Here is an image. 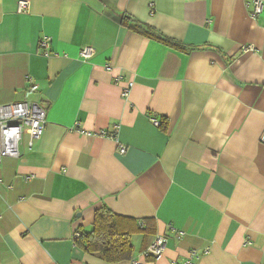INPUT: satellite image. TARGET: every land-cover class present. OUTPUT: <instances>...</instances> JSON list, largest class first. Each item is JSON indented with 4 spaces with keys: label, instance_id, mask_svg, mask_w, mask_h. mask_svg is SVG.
Listing matches in <instances>:
<instances>
[{
    "label": "crops",
    "instance_id": "1",
    "mask_svg": "<svg viewBox=\"0 0 264 264\" xmlns=\"http://www.w3.org/2000/svg\"><path fill=\"white\" fill-rule=\"evenodd\" d=\"M28 1L20 12L0 0V105L35 101L47 116L33 147L26 128L21 155L0 163V264H172L192 250L197 264H264V11L253 19L250 0ZM105 206L143 228L129 260L76 243ZM158 234L166 252L144 258Z\"/></svg>",
    "mask_w": 264,
    "mask_h": 264
},
{
    "label": "built area",
    "instance_id": "2",
    "mask_svg": "<svg viewBox=\"0 0 264 264\" xmlns=\"http://www.w3.org/2000/svg\"><path fill=\"white\" fill-rule=\"evenodd\" d=\"M250 7V15L253 19L257 18L264 11V0H250L247 2ZM30 7L28 0H19L18 9L20 12H27ZM42 44L49 46V40H43ZM253 49V47H249ZM94 50L90 46L82 49L81 55L84 59H89ZM117 78L116 82H120ZM134 82L128 80L122 91V95L129 97ZM47 112L38 102L35 101H17L0 105V163L4 157H18L21 155L20 143L26 128L30 135L29 146L33 147L34 142L40 139L45 130ZM156 125H161L157 119H153ZM88 134V133H87ZM99 135L117 138L116 134H107L105 130L98 132ZM264 142V134L262 136ZM121 153L127 151L125 145L119 148ZM184 232H180L181 237ZM75 239L81 236L80 231L75 232ZM168 238L165 235H157L153 242L143 251L142 256L150 260H159L167 250ZM198 256L195 250H192L185 260L174 259L172 264H197L195 258ZM131 264H142L140 259L132 260Z\"/></svg>",
    "mask_w": 264,
    "mask_h": 264
},
{
    "label": "trees",
    "instance_id": "3",
    "mask_svg": "<svg viewBox=\"0 0 264 264\" xmlns=\"http://www.w3.org/2000/svg\"><path fill=\"white\" fill-rule=\"evenodd\" d=\"M122 23L130 29L150 38L161 41L166 45L183 51L193 48L178 42L173 38L161 35L151 26L140 23L131 17L124 16ZM161 127L166 129L165 121H161ZM138 222L130 217L119 215L111 209L102 207L95 213L94 227L90 232H81L76 238V243L93 254H98L107 262H119L132 258L135 248L132 237L142 231ZM149 228H145L148 232Z\"/></svg>",
    "mask_w": 264,
    "mask_h": 264
}]
</instances>
